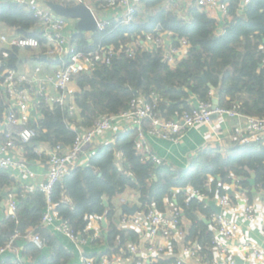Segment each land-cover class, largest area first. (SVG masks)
<instances>
[{
  "label": "trees",
  "instance_id": "1",
  "mask_svg": "<svg viewBox=\"0 0 264 264\" xmlns=\"http://www.w3.org/2000/svg\"><path fill=\"white\" fill-rule=\"evenodd\" d=\"M65 2L61 5H73ZM140 2L145 11L154 9L153 13L139 17L136 12L138 19L134 17L129 25L121 19L108 20L104 29L91 37L72 36L70 44L84 54L107 48L122 50V53L108 64L98 63L90 72L73 77L76 88L72 100L76 109L74 115L69 114L68 106H49L41 99L35 100L36 117L28 123L35 137L29 146H24L28 162L36 160L33 153L36 145L67 149L78 131L91 128L104 116L116 117L126 112L130 101L136 98L148 103L154 101L156 118L165 121H176L189 112L195 106L194 99L211 103L214 94H217L218 107L237 109L248 117L264 118V0H222L227 19L221 33H218L217 23L195 2L185 14L165 9L164 0ZM93 5L100 11L101 2ZM0 26L11 30L14 37H33L40 44L38 51L15 47L0 49L1 71H18L22 51L36 60L42 59L45 42L37 33V20L25 6L7 0L0 3ZM161 33L170 35V47L179 48L182 41L187 44L185 54L175 58L172 66L164 61L162 49L135 48L133 55L126 54V48L136 41L145 40L147 36L155 38ZM64 61L67 63L69 59ZM6 95L0 88V121L8 109ZM135 141L134 130L116 134L113 142L93 152L86 166L75 168L62 179L50 198L56 218L81 240L92 235L86 231L88 218L105 216L107 236L92 242H105L107 251L102 255L109 258L126 250L128 243L137 242L133 232L119 231L114 223L117 214L126 213L115 199L127 191L136 194L138 212L151 205L163 211V200L170 198L174 189L191 187L213 197L215 191L222 192L218 185L231 182L230 175L239 179V186L247 191L250 199L258 191H264V147L257 142L232 143L224 151L218 147L204 148L190 160L187 169H180L156 167L145 161L136 152ZM252 175L256 184L254 194L248 182ZM209 180L212 181L209 183ZM6 192L16 195V212L0 223V248L14 232L25 235L32 231L41 237L43 247L52 250L49 259L43 258L36 264H67L71 254L41 223L46 208L45 196L38 190L25 191L11 172L4 170L0 172V198L3 199ZM103 200L107 201V208ZM176 201L188 222L186 243H197L207 253L213 235L200 216L209 217L212 211L195 200L187 201L182 195H178ZM26 253L36 258L40 250L29 243Z\"/></svg>",
  "mask_w": 264,
  "mask_h": 264
},
{
  "label": "built area",
  "instance_id": "2",
  "mask_svg": "<svg viewBox=\"0 0 264 264\" xmlns=\"http://www.w3.org/2000/svg\"><path fill=\"white\" fill-rule=\"evenodd\" d=\"M20 6H25L37 20L39 34L45 42V58H53L61 63L51 74L45 75L42 67L36 66L32 72L0 70V88L6 92L8 109L0 121V172L10 171L18 175L19 180H33L35 173L32 165L44 170L45 181L41 185H31L25 191L38 190L46 198V208L41 216V223L45 227H53L57 233L64 234L74 242H82L72 234L62 222L52 225L56 221L54 207L50 198L54 187L67 177L72 170L88 164L93 152L99 147L102 136L111 133L114 126L120 131L134 130L136 133V152L156 167L170 166L157 157L148 143L147 137L156 138L173 143H179L183 135L190 129L209 125L212 120L219 124L225 120H238L241 124L236 129L237 135L232 143H259L264 147V118L242 115L237 109L212 108V103L198 102L189 112L183 113L176 121H165L156 118L155 102H146L142 98L132 99L126 112L116 117L104 116L99 118L91 128L77 133L72 145L67 149L56 147L43 149L36 145L33 153L36 160L28 162L25 157L24 146H29L35 137V132L28 126L35 111V100L41 99L49 106H68L69 114L74 115L76 109L72 104L76 88L73 77L90 72L98 63L108 64L110 60L122 53V50L107 48L94 53L84 54L75 49L70 41L63 36L67 21L54 16L45 6L34 0H7ZM74 5H83L92 13L96 22L97 31H102L107 20H103L92 7L94 0H65ZM103 10H118L125 25L133 22L137 12V0H99ZM196 6L206 14L212 12L226 13V5L222 0H195ZM96 31V32H97ZM170 35L159 34L158 37L147 36L145 40L136 41L133 46L127 47L128 56L133 55L135 48L145 51L162 49L164 61L172 66L175 58H181L187 44L181 42L179 48L170 47ZM15 47L20 50L38 51L39 40L33 37H5L0 36V45ZM69 61L65 63L64 59ZM264 65V61H263ZM147 124V125H146ZM147 127V128H146ZM112 136L113 133H112ZM105 142V140H104ZM113 142V140L111 141ZM231 143V144H232ZM102 144V143H101ZM229 184L218 185L213 197L201 194L199 191L187 187L174 189L173 194L163 200L164 210L160 211L155 205L147 210L129 215L119 213L115 217V225L119 231L133 232L137 236L136 243H128L126 250H121L109 258L105 255L86 256L82 264H264V251L257 247L248 237V232L257 227L264 237V191L252 197L239 186V179L230 175ZM212 180H209V183ZM262 198H259L260 195ZM182 195L187 201L195 200L209 207L214 203L220 212L212 211L209 217L200 216L202 221L209 222L207 230L213 235L208 245L207 253L197 243H186V225L183 211L177 206L176 197ZM261 195V196H262ZM255 198V199H254ZM119 206L128 205L125 198H120ZM16 212V195L5 193L0 198V214L4 219L13 217ZM105 216L89 217L86 231L92 232V240L99 238L98 233L92 230V223L101 225L102 220L108 225ZM240 219V220H239ZM1 223V222H0ZM101 228V226H100ZM243 234V235H242ZM24 240L41 250L43 241L38 234L32 231L21 235L14 232L6 244L0 248V264L6 255H14L13 264H21L17 242ZM210 256V259L208 257Z\"/></svg>",
  "mask_w": 264,
  "mask_h": 264
},
{
  "label": "crops",
  "instance_id": "3",
  "mask_svg": "<svg viewBox=\"0 0 264 264\" xmlns=\"http://www.w3.org/2000/svg\"><path fill=\"white\" fill-rule=\"evenodd\" d=\"M37 3L44 5V2L49 1L55 4H62V1L65 0H34ZM137 13L139 17L153 13L154 9H149L148 11L143 8L141 4V0H137ZM195 0H164L163 7L165 9H171L175 11V13L178 14H185L190 6H192V3ZM68 2V1H66ZM65 2V3H66ZM99 3V0H94L93 4ZM0 3H2L0 1ZM73 4V2H68V4ZM72 5V6H73ZM94 8V5H92ZM95 9V8H94ZM96 11V10H95ZM98 12V16L102 18L103 20H117L120 17L118 10H103V7H101L100 11ZM209 18L214 20L217 23V30L218 33H221L223 31L225 22H226V13L223 14L222 12H212L207 14ZM136 18V17H135ZM136 18L135 20H137ZM65 20V19H64ZM66 26L63 30V36L67 40H71L73 35L78 34L74 28L75 21L73 20H66ZM86 37H91V33H84ZM0 36H5L7 38L14 36L13 32L9 29L3 28L0 26ZM6 45L2 44L0 45V49H8ZM38 54V53H37ZM41 55H44L43 53ZM43 56L41 60H36L35 58H32L28 53H24L22 51V57H21V63L18 67V71L20 73H31L32 70L36 66H41L43 69V73L45 75L53 73L60 63L59 60L53 59V58H45ZM193 103L195 106L197 105L198 101L194 99ZM241 126L240 122L238 120H225L223 123L219 124L215 120H212L209 125H204L200 127H196L193 129L188 130L182 137L181 141L179 143H173L168 142L164 140H159L152 137H147L148 143L152 147V151L154 154L159 157L160 159L164 160L165 163L168 165L173 166L174 168H180V169H187L190 165V160H192L196 153L200 150H203L204 148H220L223 151L227 149L233 139L237 135L236 129ZM123 131H120L118 127L114 126L112 128L111 133H108L104 136H102V139L99 140L101 145L108 144L113 140V137ZM112 133L114 136H112ZM105 140V142H104ZM137 140V137H136ZM102 143V144H101ZM43 149H48L46 146H41ZM135 150H136V141H135ZM32 171L35 173V178L33 180H19L18 181V175L14 172H11V176H13L16 180V183L21 185L22 188L29 187L31 185H41L44 183V170L39 168L36 165H32L31 167ZM260 194V191L257 192V195ZM254 195V196H255ZM262 195V194H261ZM259 198H262L263 195ZM123 196V197H122ZM121 197H117L115 200V203L119 202L120 198H125L130 205L135 206L137 204V197L136 194L133 191H127L124 195ZM252 196V197H254ZM255 199V198H254ZM264 209V203L262 205H259ZM261 213H264V211H260ZM4 220L3 215L0 214V222ZM106 220V219H105ZM240 220V219H239ZM59 223V220L56 219L52 223V225H57ZM101 226V228H100ZM48 232L56 239L57 243L61 245L66 251H68L71 254V258L68 261L67 264H82V259L86 256H94L98 257L101 254L105 253L107 251L106 243L100 242V243H93L92 238L88 237L82 240V242H74L67 238L64 234L57 233L53 230V227H46ZM92 230L96 231L98 233L99 237L103 240L107 236V225L105 224V228H103L102 224L98 226V224L92 223L91 226ZM257 227H253L248 232V237L250 240L260 249L264 251V237L261 235L260 231L256 229ZM243 235V234H242ZM29 245V242H26L24 240L17 242V247L19 251V258L21 264H36L39 260L46 258L49 259L52 256V250L50 247L44 246L40 250V254L38 257L34 258L29 256L27 252V246ZM37 249V248H36ZM16 257L14 255H6L4 258H2L3 261H5V264H13V260Z\"/></svg>",
  "mask_w": 264,
  "mask_h": 264
},
{
  "label": "water",
  "instance_id": "4",
  "mask_svg": "<svg viewBox=\"0 0 264 264\" xmlns=\"http://www.w3.org/2000/svg\"><path fill=\"white\" fill-rule=\"evenodd\" d=\"M1 2H4V0H0ZM45 7L56 17H60L65 20H73L74 28L78 34H84V33H91L94 34L97 31L96 28V22L94 20V17L90 10L83 6V5H73V6H63L61 4H55L49 1L44 2ZM242 12L240 11L239 14ZM37 33H39V30H37ZM45 59V58H44ZM212 108H216L218 106V100H217V94H214L213 100H212ZM32 117L35 116V111H31ZM251 193L254 194L256 192L255 189V177L254 175L251 176L250 180L248 181ZM103 205L105 208L108 207V203L106 200H103ZM122 210L125 211L129 215H134L137 213L138 209L136 206L129 207L128 205L121 206ZM209 208L216 214L220 212L219 208L215 206L214 203H209ZM204 224L208 225L209 222L203 221ZM102 226L105 228V222L102 220ZM237 264H241V262L236 259Z\"/></svg>",
  "mask_w": 264,
  "mask_h": 264
},
{
  "label": "clouds",
  "instance_id": "5",
  "mask_svg": "<svg viewBox=\"0 0 264 264\" xmlns=\"http://www.w3.org/2000/svg\"><path fill=\"white\" fill-rule=\"evenodd\" d=\"M5 1V0H4ZM212 103V102H211Z\"/></svg>",
  "mask_w": 264,
  "mask_h": 264
}]
</instances>
